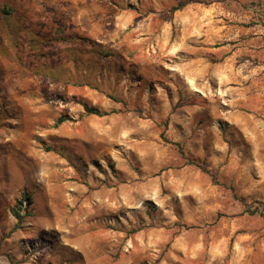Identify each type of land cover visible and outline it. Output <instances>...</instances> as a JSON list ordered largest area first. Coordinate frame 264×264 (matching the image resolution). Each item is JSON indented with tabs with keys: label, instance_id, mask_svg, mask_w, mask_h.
I'll return each mask as SVG.
<instances>
[{
	"label": "rangeland",
	"instance_id": "1",
	"mask_svg": "<svg viewBox=\"0 0 264 264\" xmlns=\"http://www.w3.org/2000/svg\"><path fill=\"white\" fill-rule=\"evenodd\" d=\"M3 5L0 264H264V0Z\"/></svg>",
	"mask_w": 264,
	"mask_h": 264
},
{
	"label": "trees",
	"instance_id": "2",
	"mask_svg": "<svg viewBox=\"0 0 264 264\" xmlns=\"http://www.w3.org/2000/svg\"><path fill=\"white\" fill-rule=\"evenodd\" d=\"M185 5L184 2H180V3H177L176 5H173L170 10L171 11H175V10H178L180 8H182L183 6ZM1 10V13L4 14V15H10L11 14V10L10 8L7 6V5H3L2 8L0 9ZM83 42H88L87 39L85 38H82L81 39ZM91 46H94V45H91ZM110 98L116 100L115 97L113 96H110ZM83 107H84V110H85V113L86 114H93V115H97V116H101V115H104L105 112L103 111H100L97 107L95 106H90V105H87V104H83ZM62 121H64V118L63 117H58L57 120H56V124L58 123H61ZM24 197H28V194L27 193H23ZM255 212H258V214L264 216V211L263 210H259V209H255ZM14 215L16 217H19V213L17 210H14Z\"/></svg>",
	"mask_w": 264,
	"mask_h": 264
}]
</instances>
